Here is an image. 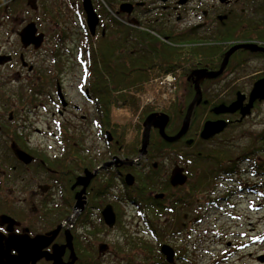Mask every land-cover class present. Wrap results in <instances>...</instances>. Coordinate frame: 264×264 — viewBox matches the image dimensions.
Masks as SVG:
<instances>
[{
	"label": "flooded vegetation",
	"instance_id": "flooded-vegetation-1",
	"mask_svg": "<svg viewBox=\"0 0 264 264\" xmlns=\"http://www.w3.org/2000/svg\"><path fill=\"white\" fill-rule=\"evenodd\" d=\"M85 5L92 8L98 18L93 31L89 27ZM28 26L36 29L35 38L42 39L38 49L35 44L25 46L22 42L21 33ZM66 43L84 44L83 47L76 48L80 55L75 56L84 71L77 91L84 93L88 103L93 105L86 110L67 99L64 84L65 64H69L72 58L64 57L60 48H67ZM101 43H107L108 59L99 56ZM246 43L264 48V0H0V95L2 80H7L10 84L19 79L32 81L29 83L31 86L23 88L24 91L21 90L19 94L21 106L29 104L34 110L44 107V118L48 127L53 125L59 131L52 135L57 143L56 147L45 150L41 145L33 146L28 126L25 123L19 124L11 111L6 118V111L0 107V233L6 236L28 235L34 238L47 235L64 224L44 251L52 253L55 246L65 245V232L69 229L73 236L75 253L80 257L79 246L77 248L75 245L74 229L82 222L92 225L90 218L92 219L93 210L99 209L101 216L107 205L114 207L113 202L120 200L128 202L132 207H139L134 199L123 200L114 195L116 182L125 189L123 197H127L128 188L132 189L128 193L137 192V188L143 185L145 187V181L153 180L160 188L151 192L147 190V193L143 190L141 197L146 195L156 200H164L165 205H172L178 198L185 199V205L190 206L192 210L193 204L190 201L195 185L192 179L197 182L202 177L204 181L209 182V189L214 192L215 181H241L236 178L240 173L237 161L244 159L249 164L258 160V163L253 162L249 167L255 174L257 164L263 162L261 157L255 156L256 154L246 151L238 155H232L231 152L225 155L224 152H215L204 146L205 149L198 148L197 151H187L188 153L184 149H173L170 155L176 152L180 160L174 162L169 175L161 176L156 173L158 163L152 161L157 156L154 154L158 149L155 143L158 144L163 139L159 129L152 128L148 153L142 158H139V152L145 120L142 122L141 144L138 141L134 152H129V148L125 147L124 137L120 140L113 133L114 123H117L114 120L113 111L116 106L113 103V95L130 93V88L137 90L142 85V82L135 85L127 83L122 91L114 83V78L122 76L127 79H150L149 82H143L144 85L149 84L151 80L152 83L157 82L161 62L166 63L170 53L178 58L181 65L177 68L176 75L173 73L175 80L177 76L185 80L186 89L193 91V97L188 105L184 99L179 100L177 106L181 125L174 134H169L171 124L168 125L166 133L174 136L181 129L188 107L196 94L194 82L198 76L204 77L200 82L202 102L196 105L188 133L178 143H181V146L186 145V142L194 140L193 136L196 135L199 145H207L219 135L230 136L238 131L240 124L252 117L256 109L264 104V100H255L249 113L246 112L243 116L250 104L256 83L264 79V71L252 75L248 85L240 83L239 79L231 82L230 88L233 89H228L230 92L224 94L227 97L223 99L212 94L210 86L227 77L229 73L230 76L235 75L250 59L264 58V52L237 50L230 57L223 74L217 79H207L200 71H219L227 52L234 46ZM42 50H45L46 54L51 51L53 63L48 67L39 66L38 54ZM237 58L239 59L236 61ZM104 61L107 68L103 65ZM90 79L92 82L87 83L89 87H85L84 83ZM171 100L169 106L165 104L166 106H162H165L164 108L149 114L165 113L169 115L171 122L172 115L162 111L173 106L175 102L174 99ZM236 102H240V106L234 112H215L220 106L230 107ZM197 109L200 112L196 116ZM196 120L200 122L198 128L194 126L193 121ZM217 121L226 123L222 133L208 140L202 139L204 125ZM90 123L100 130L105 146L102 153L96 149L95 143H87L83 137H78L76 131L72 135L66 132V128L77 130L81 124ZM118 125L116 129L120 130L125 124ZM127 131L124 130L123 133L126 134ZM34 132L40 134L42 131L35 128ZM107 132L112 134L111 140L106 137ZM260 139V142L264 143V135L260 136ZM188 148L192 149L193 144ZM17 150L29 154L32 161L26 163L20 160L16 154ZM195 156H202L201 160L206 163L207 168L202 175L194 171L198 162ZM176 167L184 168L188 178L186 183L192 182L184 194L181 190L187 184L173 186L170 181ZM153 171L155 173L151 175ZM217 172H220V175ZM129 175L134 178L132 185H128ZM240 185V190L253 191L245 183L240 182ZM18 191L24 192L26 197L18 198ZM228 191L226 195L223 194L208 203L217 207L219 202L230 198L231 191ZM109 199H113V202L105 203ZM78 202L83 206V210L75 213ZM4 215L14 220L13 225L11 221L5 222L2 219ZM198 220L201 219L198 217ZM145 234L151 235V232L148 230ZM88 247L90 249L91 245ZM175 251L176 260L181 264H191L188 251ZM13 254H16V251H13ZM70 254L67 249L63 257L65 263L70 261ZM37 264L52 262L42 259Z\"/></svg>",
	"mask_w": 264,
	"mask_h": 264
},
{
	"label": "rangeland",
	"instance_id": "rangeland-1",
	"mask_svg": "<svg viewBox=\"0 0 264 264\" xmlns=\"http://www.w3.org/2000/svg\"><path fill=\"white\" fill-rule=\"evenodd\" d=\"M66 44L68 45L67 48H60L61 51H63L64 57L72 58L69 64H65L66 76L64 78V84L67 92V99L72 104L82 106V108L86 110L87 108L93 107V105L88 103L84 93H78L77 91L78 84L82 81L84 71L76 61V56L80 55L76 48H78V46L81 48L84 44ZM50 54L51 51L47 54L45 50L39 52V66L48 67L49 64L53 63ZM238 59L239 58H237L236 61ZM263 71L264 58L250 59L246 65L236 71L235 75L230 76L231 74L229 73L224 79L212 84L210 86L211 93L223 99L227 97L224 94H229L230 92L227 90L233 89L230 88L231 82L239 79L240 83L248 85L253 77L252 75L263 73ZM85 81H87V78H85ZM152 81L153 80H151L149 84L144 85L146 94H144V98H142V103L140 105L146 106L147 103L154 102V104H166L169 106L172 101L171 95L168 100L164 102V85L160 80L157 82L155 81V84L152 83ZM31 82L32 81L29 80L19 79L14 81L13 84H10L9 81L2 80L3 86L2 94L0 95V107L6 111L4 112L6 118L11 111L14 113L19 124L25 123L28 126L33 146L41 145L43 149L47 150L52 146H57L52 135L53 133H59V131L58 128L53 125L51 128L48 127L47 120L44 118L46 115L44 107L41 106L34 110V107L29 104L24 107L21 106L22 100L19 94L21 90L24 91L23 88L30 87L31 84L29 83ZM89 82H92V80L90 79V81L84 83V86L89 87L87 84ZM127 83H129V81H126L124 84ZM181 95L182 100L183 94ZM27 97L29 98L30 95H27ZM162 99L164 101H162ZM171 108L172 106L169 109ZM113 113L114 120L117 123L125 124L121 128L123 129L122 131L117 130L116 137L121 140L123 131L128 130L124 136L125 147H132L136 145L138 141L141 144V132L143 131V115L141 108L136 111L125 108L120 110L114 109ZM170 124L178 127L181 125V120L178 117L175 118L172 116ZM35 128L40 129L42 132L40 134L34 132ZM76 129L77 130L66 128V132L72 135L76 131L78 137L81 139L83 137V140L87 141V143H95L96 149H98L99 153H102L105 148L104 141L101 137L100 130L95 124H81V126ZM262 135H264V104L256 109L252 117L242 122L238 131L230 134V136H228V134L219 135V139L217 138L212 141V143H208L209 145H199V142V144H197L198 147L196 145L193 146L194 148L192 149L187 148V150L193 151L196 148L202 150L205 149L204 146H206V149L211 148L215 152H224L225 155L229 152H231L232 155H238L241 152L249 151L252 154H256L255 156L261 157V159H263L262 163H264V151L258 150L262 149V146H264V143L260 142L262 141L260 139ZM223 136L225 137L223 138ZM87 137H89V139H87ZM154 154H157V156L152 161L158 163V170L156 173L161 176H163V174L165 176L169 175L174 167V162L180 160L176 152H174V155H170L171 153L160 152L159 149H157L154 151ZM237 162V168L240 173L236 175V178L241 180L240 182L245 183L247 187H251L253 191L240 190V182L218 180L215 181V185L213 186L215 187L214 192L208 189L205 192L200 191L198 193H193L195 196L191 199L190 203L198 205L199 210L196 212L195 209L191 210L190 206H180L178 213L174 212V210L173 212L169 211V213L163 215H155L154 212L148 213L149 218L160 216V224L158 225L164 224L165 226L173 227L175 223L180 222L182 225L188 227L187 230L180 235L165 237L163 244L171 246L174 250H182L183 253L185 249V251H188V258L196 264H264V170H258L256 168L255 174L252 169L249 170L252 163H258V160H253L250 164L246 162L245 159ZM206 168V163L202 164L201 171ZM194 171L197 172V167H195ZM154 173L153 171L151 175ZM192 182L194 183L195 180L192 179ZM192 182L188 181L187 185L182 188L181 193H186ZM128 190L130 189H127V191ZM151 190L153 189H149L148 191L151 192ZM228 190L231 191V195L227 201L219 202L217 207L208 203L212 199L222 197L221 195L223 194L226 195L229 192ZM148 191H146V193ZM18 192V198L23 199L26 197L24 192ZM113 193L122 199L123 195L125 196V189L121 184L116 182ZM168 195H170V193ZM109 202H113V199L112 201L109 199L105 203ZM127 203L117 202L120 209L114 208L118 220L121 219L122 221V226L119 225L120 222L117 220L116 226L113 229H109L103 223L99 209L98 211L93 210L92 219L90 218L93 225L85 227L83 222L77 225L74 229V232L76 230V234L74 233L76 235L75 245L77 248L79 246L78 250L81 251L82 256L90 255L94 257L93 259H95V261H98V264H126L127 262V264H132L126 260V257L127 259H133L134 257L136 261L133 260V264H157L155 260L150 258V255L146 254L145 250H141L140 256H138L140 249H133V242L138 243V241L141 240L157 245V241L155 238L151 237V235L145 234L148 230L146 229V224H144V218L139 215L140 211ZM113 204L115 207V202H113ZM169 205L170 204L166 206ZM199 214L202 216L200 222H198L199 220L197 221L196 217ZM145 217L147 218V216ZM194 220L197 221L195 224H193ZM32 222L35 223L34 220H32ZM92 226L93 231L95 228L96 230H98V228L100 230L95 234L91 232L89 228ZM38 227L41 228L39 225ZM190 229H192V231ZM103 243L109 246V250L105 254H100L98 247ZM90 245L91 247L89 249L88 246ZM118 245L123 247V252H119L116 247ZM176 264H181V262L176 260Z\"/></svg>",
	"mask_w": 264,
	"mask_h": 264
},
{
	"label": "water",
	"instance_id": "water-1",
	"mask_svg": "<svg viewBox=\"0 0 264 264\" xmlns=\"http://www.w3.org/2000/svg\"><path fill=\"white\" fill-rule=\"evenodd\" d=\"M86 6V5H85ZM87 15H88V22L89 27L91 31L94 30L98 23V18L96 14L94 13L92 8H88L86 6ZM35 32L36 29H32L31 27H27L22 33L21 38L22 42L25 46H29L30 44H35V48H39L41 45V38L37 37L35 38ZM239 49H246L250 50L252 52H264V48L258 46L257 44H240L237 46L232 47L226 54L224 62L222 64V67L217 72H208L207 70L200 71L202 74H205V78L207 79H217L220 77L226 66L229 63L230 57ZM199 74V75H202ZM197 76V75H196ZM204 77L198 76L195 80V90L196 94L192 101V103L189 105L183 125L179 132L174 136H169L166 133L167 126L170 122V117L165 114H159V113H153L150 114L145 122H144V132L142 136V147L140 149V156L139 158H142L144 155L148 153V147L150 144L151 139V130L153 127L159 129L160 135L163 138L164 141L168 143H175L181 140L185 135L188 133V130L190 128L191 118L193 111L196 107V105H199L202 102V90L200 86L201 80H203ZM257 99L264 100V79L260 80L256 83L252 93H251V99L250 104L247 106L246 111L243 112V116L246 115V112L249 113V111L252 108L253 102ZM67 104V102L65 103ZM240 102L234 103L230 107L220 106L219 108L215 109V112L217 113H224V112H234L239 108ZM226 127V123L222 121L217 122H207L204 125V128L201 132V138L204 140H208L212 138L213 136L221 133ZM108 140L112 139V136L110 133H107ZM193 143V140H188L187 145H191ZM17 156L20 160H23L26 163H30L32 161V157L25 153L22 150H17ZM128 185L133 184V176H127ZM188 178L186 174L184 173V168L176 167L171 176V184L173 186H183L186 184ZM83 206L81 203H77L75 207V213L78 211H82ZM102 217L104 220L105 225L109 229H113L116 226L117 223V215L116 212L111 204L107 205L102 210ZM2 219L5 222H12L11 225H13L14 220L6 215L2 216ZM64 224L59 225L57 229L53 230L47 235H38L34 238H31L28 235H9L6 236L2 233H0V264H37L40 260L46 259L47 261H51L52 264H75L78 257L74 250L73 245V236L69 229L66 230V244L63 246H55L54 251L52 253L44 251V249L51 244V242L56 238V236L59 234V232L62 230ZM69 249L70 254V261L64 262L63 257L66 252V250ZM100 254H105L109 250V246L107 244H100L98 247ZM13 251H16V254H13ZM161 253L164 255L166 261L169 264H176L175 261V250L167 245L164 244L161 246ZM263 260V259H261Z\"/></svg>",
	"mask_w": 264,
	"mask_h": 264
},
{
	"label": "trees",
	"instance_id": "trees-1",
	"mask_svg": "<svg viewBox=\"0 0 264 264\" xmlns=\"http://www.w3.org/2000/svg\"><path fill=\"white\" fill-rule=\"evenodd\" d=\"M106 44L107 43L99 44L100 48L102 49V50H99L101 52V54H99V56L104 58V59H108ZM90 46H92V45L90 44ZM167 60L168 61L166 63L161 62L162 63V67H161L160 76H164V75H167L169 73H174L176 75L177 68L179 66H181L180 62L178 61V58L173 57L172 54L170 53V55L168 56ZM172 61H176L177 63L172 62ZM105 64H106V62L104 61L103 65H104L105 68H107V66ZM119 69H120V71L122 70L121 66H119ZM126 79L127 78H123L122 76L114 78V83L117 84L119 90H122V91L124 90L123 86H124V83L127 80H129V83L131 85H135V84H137L139 82H142V85L137 90H134V89L130 88V93L121 92L119 94H114L113 95V103L115 104V106L118 109L125 108V109H133L134 111H136V110H138L140 108V98L145 93V90H146V88H144L143 82H149L148 80H150V79H147V78L143 79V80L132 79V78L127 79V80ZM185 85H187L186 81L177 76V78L175 80V84H174V90H173V93H172V96H171L172 99H174L175 103L173 104L171 109L165 108L162 111L169 113L170 115H172L175 118L176 117H180V115H179V107L177 106V104H178L179 100H181V98H182L181 94H183V99H184V101H185V103L187 105H188L189 101L193 97V91H189L188 89H186ZM160 107H161L160 105H156V106L146 107L145 109L143 108V110H142V115H143L142 120H144L145 117L150 112H152L154 110H158ZM199 112H200L199 109H197L196 112H195L196 116H197V114ZM195 117H193V118H195ZM196 121H193L194 122V126H195V128H198L200 122L199 121L196 122ZM117 126H119L118 123H114L113 133H115V134L117 132V129H116ZM177 129H178V127H175L174 125H170L169 134H174L177 131ZM120 130L122 131L123 129H120ZM121 136L124 137L125 133H123V135H121ZM193 137L195 138L193 146H196L197 144H199V141L197 142L196 135H194ZM137 143H136V145H134L132 147L129 146V152L130 151L134 152V149L135 150L137 149V145H138ZM155 147L158 148L160 152L162 151V152L170 153L173 149H179V150H183L184 149V151L186 153H188L187 152L188 151L187 150L188 147L185 144L182 145V146H181V143L169 144V143H166L165 141H163L162 139L160 140V142L158 144L155 143ZM197 147H198V145H197ZM262 147H263V150H264V146H262ZM151 148H152V146H151ZM196 150H197V148L194 149L193 151H196ZM258 150H262V149H258ZM195 157L198 158V162H197V165L194 166V169H195V167H197V171L202 175L205 172V170H206L205 169V170L201 171L202 164H204L205 162L203 160H201L202 156L201 157L200 156H195ZM257 169L258 170L259 169L260 170L261 169L264 170V163L257 164ZM228 172H230V171H228ZM217 173H218V175H220V172H217ZM145 182H146L145 187L143 185V187L137 188L138 189L137 192L128 193L132 189L128 190L127 197H129L130 200L134 199L136 204L139 206V207H136L140 211L139 215H141L144 218V221H145L144 224H146V227L152 233L151 237L156 239L157 245H153V243L151 244V243H149L147 241L139 240L138 243L137 242H133L132 246H133V249H140V251L138 253L139 254L138 256H140L141 250H145L146 254L150 255V258L155 260L157 262V264H169V263L166 262L164 257H162V254H161V252L159 250V247L163 244L165 237H167V236L173 237V235H175V236L180 235V234H182L183 232H185L187 230V227L182 225L180 222L175 223V225L173 227L165 226L164 224L158 225V224H160L159 223V217L160 216H158L156 218H153V217L149 218L148 217L149 216L148 213L149 212H154L155 215H160V214L163 215V214L169 213V211L173 212V210H174V212L178 213L179 212V207L180 206H187V205H184L187 202H186L185 199L181 200V199L178 198L177 200H175L173 202L172 205L166 206L164 200H156L153 197H148L146 195H144V197H141L140 193L143 190H146V191L149 190V189L156 190V189L160 188L159 184L155 183L153 180H149V181H145ZM194 184L195 185L192 188L194 193H198L200 191H204L205 192L206 190H208L211 187V186L208 185L209 182L204 181L202 179V177L197 182H194ZM160 191H163V190H160ZM194 196L195 195H193V197ZM125 198L126 197H122L123 200H125ZM150 199H152V200L150 201ZM187 207H189V206H187ZM115 208L116 209H120V206L117 205L116 202H115ZM193 209H195V212L198 211L199 210L198 205L197 204H193ZM200 215L201 214L197 215L196 217L197 218L199 217L201 219L202 216H200ZM145 216H147V218ZM118 221L120 222L119 225L122 226L121 219H119ZM196 222L197 221L194 220L193 224H195ZM83 224H84L85 227L89 225L86 222H83ZM101 225H102V223H101ZM91 228H92L91 232H93L95 234L100 230L99 228H98V230H96V228H95V230L93 231V226ZM116 247L118 248L120 253L124 251L123 247H120L119 245L116 246ZM93 258L94 257H92L90 255H88V256L80 255L79 260H78V262L76 264H98V261H95V259H93ZM126 260L129 261L132 264H133L134 261H136V259L134 257H133V259L132 258L127 259V257H126ZM145 260H146V258H145ZM189 263L196 264L193 261H190Z\"/></svg>",
	"mask_w": 264,
	"mask_h": 264
},
{
	"label": "built area",
	"instance_id": "built-area-1",
	"mask_svg": "<svg viewBox=\"0 0 264 264\" xmlns=\"http://www.w3.org/2000/svg\"><path fill=\"white\" fill-rule=\"evenodd\" d=\"M172 81V78L170 76H168L166 79H165V82L167 83H170Z\"/></svg>",
	"mask_w": 264,
	"mask_h": 264
}]
</instances>
